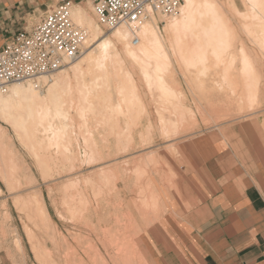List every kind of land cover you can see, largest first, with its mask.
Returning <instances> with one entry per match:
<instances>
[{
  "label": "rangeland",
  "instance_id": "374dc122",
  "mask_svg": "<svg viewBox=\"0 0 264 264\" xmlns=\"http://www.w3.org/2000/svg\"><path fill=\"white\" fill-rule=\"evenodd\" d=\"M80 1L76 4L72 3V15H74L75 6L78 4L98 24L99 37L109 35V40L112 39L114 30H107L100 25L90 0ZM233 1L184 0V6L178 16L155 15L158 23L157 28L149 27V30L144 34L136 33L137 38L141 40L140 43L145 41L149 46L146 55L132 58L129 56L130 54L125 52L127 51L125 49L134 51L138 48L131 45L134 34L126 27L131 35L123 42V46L117 48V46L112 45L102 53L97 52L94 48L89 52L91 60L80 66L81 68L77 71L75 69L85 60L86 54L71 68L62 69L61 71H65L61 74H59L60 72L54 74L51 79L56 77L55 81L61 80L65 74H69V82L67 80L65 84L63 82L56 86L55 96L53 94L55 91H49L52 87L49 80L46 79V82L43 80L44 82L41 84L43 85V87L41 86L44 93L43 97L46 96L44 98L46 101L48 99L45 105L50 113L45 115L47 116L46 123L37 126L34 130L14 129L0 118V264H51V256L49 257L48 254L51 245L56 242L59 244L56 245V248L58 246V249H61V257H64L66 242L67 247L75 246V248L81 242L82 245L85 243L96 244V249L104 252L101 245L104 240H107V243L111 238L115 242L118 240L117 236L120 237L125 229L121 226L124 223L123 218L126 217V213L130 214V212L126 209H117L115 206L122 202L119 201L120 197L114 191V187L108 186L112 182L106 180L113 171L111 167L110 173L96 171L95 168L103 167L100 166L102 162L110 164L108 162L111 161L110 159L113 161L126 155L125 153L128 154L133 147V145L128 144L132 133L139 135L140 130H145L144 132L151 136L150 130L158 131L163 125V119H168L169 112L172 109H177L168 103L181 101L175 100L177 95L175 90L179 91L178 88L193 86L192 83L195 82L192 80H195L196 70H199L198 67H200L196 63V56L192 59L194 60L193 63L189 62L190 55L185 47L186 43L178 44L177 37L170 36L173 34L182 35L180 32H184L186 35L194 34L191 32V28H184L183 31H180L181 21L176 27L170 26L168 29L164 27L165 22L170 24L178 21L185 10L193 5L198 8L193 10L194 14L189 18L191 20H224L229 16L235 27L237 41L244 39L249 48L251 47V54H249L241 51V42L237 44L235 41L236 45L234 43L231 45L230 55L237 56L236 63L232 68L240 69L241 66L244 67V63L248 64L244 68L255 67L256 63L252 59V52L257 55L258 59L260 57L256 61H262L264 64V42H260L261 47L258 42H254L255 45L252 41L254 37L247 34L246 31V29H250L254 32L256 28L260 27L264 29V0H242L246 11H241V15L237 12ZM213 5L218 10H212ZM73 21L82 26L75 19ZM201 25L203 27H197L195 33L197 36L217 34L220 38L216 42L222 41L221 38L227 36L225 28L220 30L212 27L205 28L203 22ZM88 37L89 34L87 39ZM208 62H206L208 69L212 68L214 72L221 69L213 67L216 65V59H210ZM188 71L193 72V75L187 73ZM212 73H209L207 77L205 76V80H211L210 77L212 76L215 83L220 82V76L217 75L216 77V73L214 75ZM257 77L261 78L259 75L241 76L244 81L246 80V83L252 85L254 94L259 93L255 86H261V81ZM158 78H163L164 81ZM255 79L258 80L256 85L254 84ZM166 83L170 87L169 97L166 96L168 93L163 90L156 92L158 87L160 88ZM135 84H138L142 94L143 89L145 90L143 95L145 100L151 104L150 108L145 107L140 97L136 99L141 103L137 106L132 98H128L131 92L129 89ZM63 85L65 86L63 87ZM182 92L186 93L187 96L197 94V91L192 90L191 92L190 90H183ZM231 92L233 91L231 90ZM51 93L54 97L48 96ZM254 100L250 98L252 103ZM230 103H234L233 106L229 107L230 120L240 117L242 108L237 95L235 100L230 101ZM133 104L135 105L134 109L131 108ZM55 105L59 113H56ZM150 109L154 111L155 119L161 120L162 123L147 122L150 119L148 117L151 114ZM255 109L258 107L246 108L244 113L256 111ZM143 120H145V125H143ZM136 128L140 130L137 131ZM45 129L48 130L45 131ZM153 135L152 141L157 140V134ZM138 148L143 149L141 146ZM153 154L154 152L151 151L150 155ZM176 156L178 155L176 154ZM107 159L109 160L107 161ZM139 164H149L148 168L152 171L157 168L155 158H150L148 161L147 156L134 159L132 165ZM101 183H105L107 186L103 187L104 184L101 186ZM117 183L121 184L122 182ZM95 185H98L97 188ZM100 188H103V192ZM94 190L95 192H93ZM38 192L41 193H39L41 198H39ZM97 194V197L111 196L113 205L110 209L103 210L104 212L101 211L102 213H99L98 216L91 218L95 228L93 231L87 226L84 227L83 222H79L78 217H82L83 213L81 214V210L78 209L81 208L80 205L87 204L88 199L94 198ZM135 196L140 197L141 195ZM40 201L50 216V222L46 224L47 226L43 221L41 212L37 209V206L41 204ZM54 232L56 233L55 238L58 237L56 242H53L49 236L50 233ZM126 236H129V233ZM63 238L65 242L62 244ZM88 245L85 244L84 246L87 247ZM58 259L61 260V258ZM137 260L136 258L133 259L132 264H139L141 260L138 262Z\"/></svg>",
  "mask_w": 264,
  "mask_h": 264
},
{
  "label": "crops",
  "instance_id": "0c3cea01",
  "mask_svg": "<svg viewBox=\"0 0 264 264\" xmlns=\"http://www.w3.org/2000/svg\"><path fill=\"white\" fill-rule=\"evenodd\" d=\"M61 1L0 0V50L17 33L35 27ZM233 2L240 15L241 11H246L242 0ZM214 5L212 10H218ZM201 22L205 23V28H225L226 38L216 42L220 38L217 34L195 35L197 27H203ZM179 28L180 31L191 28L194 33L170 35L177 37L178 44L186 43L190 63L196 56L200 67L192 80L194 87L175 90V100L181 101L168 103L177 109H172L168 119H163L161 127L165 130L152 129V135L148 136L145 130L136 128L140 133L131 134L128 144L133 147L129 153L115 161L110 159V164L102 162L103 167L95 169L111 167L114 174L125 177L121 178V184H116L115 177L111 181L110 188L114 187L117 195L119 193V201L133 202L138 198L146 201L142 208L146 213L141 215L144 229L140 248L147 264H264V64L256 61L257 55L253 54L255 67L232 68L237 56L230 55V49L238 38L229 16L224 20L183 19ZM210 59H216L213 67L221 69L216 72L208 69L206 62ZM187 73L193 75L191 71ZM209 73H216L221 81L215 83L212 76L211 80H205ZM249 75L261 76V86L254 85L258 94L241 78ZM129 90L128 98H132L136 106L141 104L136 100L140 97L145 107L150 108L144 89L142 94L135 84ZM161 90L169 97L167 84L158 87L156 92ZM181 90L197 91V94L187 96ZM236 95L241 101V116L230 120L229 107L234 105L230 101H234ZM250 98L255 99L253 103ZM251 107L258 109L244 113ZM150 110L147 122L162 123ZM153 134H157L155 141H152ZM146 156L148 161L155 158L156 170L148 168L151 162L132 165L134 159ZM126 175H130L128 183ZM138 194L141 198L135 196ZM143 194L146 197L143 198Z\"/></svg>",
  "mask_w": 264,
  "mask_h": 264
},
{
  "label": "bare ground",
  "instance_id": "6f19581e",
  "mask_svg": "<svg viewBox=\"0 0 264 264\" xmlns=\"http://www.w3.org/2000/svg\"><path fill=\"white\" fill-rule=\"evenodd\" d=\"M197 8L198 7H195L194 5L193 6H189L185 10V12L182 14V17L180 19H178V21L171 22L170 24L167 23V21H166L165 22L166 24L164 25V27H167L168 29H169L170 26L176 27V25H179V23L181 21H183V19H189L190 16H192L194 14L193 13L194 12L193 10L194 9H197ZM263 10H264V8H263ZM72 17H73L72 18L73 20L75 19L77 22H79L83 27H85L87 29V32L89 34V37H88V39L85 42L84 51H83L82 56L77 61L72 62L71 64H69V66L66 67L67 69L71 68L72 65H74L76 62H78L86 54L84 56L85 57V60H83V62L81 63V65H79V67H77L75 69V71H77L79 68H81L80 66H83L85 63H87V62H89L91 60V57L89 55V52H91V50H94V48H96V51L97 52L102 53V52L106 51L107 49H109L112 45L117 46V48H118V46L119 47L120 46H123V42H125L130 37V35H131V33L126 29V27H119V28H117L116 30L113 31V34H112L113 35V38L112 39L109 40V37H108L109 35L99 37V32L100 31H99L98 24L93 20V18H91L78 5L75 6L74 15H72ZM244 25H245V23H244ZM149 27H155V28L158 27V23L156 21L155 15H150L148 21L146 20V22L142 26L139 27V29H138L137 32H141L142 34H144V33H146L149 30ZM263 30L264 29L261 28V27L260 28H256L254 32L251 31L250 29L249 30L246 29L247 34H249L252 37H254V40L252 39L253 43L254 42L255 43L258 42L260 47L262 46V44L260 42L261 41L264 42V31ZM180 33L185 34L184 32H180ZM241 40H242V37H241ZM140 42H141V40L139 39V43L137 45H135L134 42H133V40H132L131 45L133 47H138V48L136 50H134V51L133 50L131 51L129 49H125V47H124V49L127 50L125 52L127 54H130L129 56H131L132 58H134L136 56H141L142 57V56L146 55L147 52H148L147 50H148V47L149 46L145 43V41L143 43H140ZM263 46H264V43H263ZM250 48H249V45L246 43V41L243 39L241 41V51L247 52V53L251 54L250 53L251 52V49ZM252 54H254V53L252 52ZM247 65H248L247 63H244L243 66L246 67ZM64 71L65 70L60 71V73L59 72L58 73L61 74ZM55 78L54 79L52 78V79L49 80V83L51 84L50 86H52V87H50L49 91H53V92L55 90L57 91L56 86H58L59 84L61 85V83H63V82H64L63 84H65L66 81L69 79V74H65L62 77L61 80L55 81ZM257 78L260 79L259 77H257ZM43 80L45 81L46 78H44ZM68 82H69V80H68ZM163 84H165V83H163ZM254 84L255 85L258 84V80L257 79L254 80ZM64 86L65 85H63V87ZM60 87H62V86H60ZM165 87H167V86H165ZM56 91H55V93H53L54 96L56 95ZM8 92H10L8 95H4V94H6ZM53 94L52 93L50 95L48 94V96H51V95L53 96ZM43 96H44V93L42 91V87L41 86L40 87H37L31 81H29L27 84H24V83H15L14 85L9 86L6 92H3L2 90H0V118L3 121H5L6 123H8L9 125H11L14 129L20 128V129H23L25 131L27 129L28 130H32V129L34 130L37 126L46 123L47 116H45V115H47V113H50L47 110L46 105H45L48 102V99L46 101V99H44L46 96L45 97H43ZM41 107H43V108H41ZM54 108H55L56 113H59V110H57V106L56 105H55ZM181 112L182 111H180V113ZM51 115H52V113H51ZM53 115H54V113H53ZM170 115H172V114H170ZM173 115H175V114H173ZM181 120H182V118H181ZM187 120H185V121H187ZM166 122L167 121H164V123H166ZM169 122H171V119H170ZM162 129H164V128H162ZM47 130L48 129H45V131H47ZM0 133H1V128H0ZM40 159H39V161H40ZM127 161H129V160H127ZM108 162L111 163L112 161H108ZM120 166H121V164H120ZM123 168H124V166H123ZM111 169H113V168H111ZM99 171H102V172L104 171L106 173H110V168H105V169L99 170ZM116 174H114L111 171V175L109 174L110 177L108 179H106V180L108 182H111L113 180V178L115 177L116 179L114 178L115 179L114 181L118 180L116 182H122L123 180L121 178L124 179L125 177H120L121 174H120V176L118 174L117 175ZM123 174H124V172L122 173V175ZM134 174H135V172H134ZM61 175H62V173H61ZM68 175H69V173H68ZM130 175H129V177H130ZM126 177H127V175H126ZM129 177H127L128 179L127 178L125 179V180H127V183H128ZM131 177H132V175H131ZM100 182H102V181H100ZM103 184L101 183V186L103 185V187H104L106 184L105 183H103ZM110 185H112V184L109 183L108 186L110 187ZM126 185L127 184H125V186ZM95 186L97 188L98 185H95ZM99 187H100V185H99ZM105 188H104V190H105ZM141 188H143V187H141ZM100 189H102V192H103V188H100ZM107 189L110 190V188H107ZM140 191H142V190H140ZM144 191H145V189H144ZM93 192H95V190ZM100 192H101V190H100ZM120 192L123 193V191H120ZM39 193L40 192H38V194ZM40 194H39V198H41L40 197L41 196ZM99 195L101 196L100 193H99ZM105 195H106V192H105ZM97 196H98V194L94 198L88 199V203L87 204H84V205H80L81 208L78 209L79 211L81 210V214L83 213L82 214V217H80L78 215L79 216L78 217L79 222H83L84 223V227L87 226L90 229H93V231H94L95 228H94V224L92 223V219L91 218H93L96 215L98 216V214L99 213H102L101 211H103V210L110 209L111 206L113 205L112 204L113 200H112L111 196H108V197H104V196L97 197ZM118 196H119V193H118ZM144 197H146V196H144V194H143V198ZM148 197H149V195H148ZM138 199L136 201H133V202L132 201H129V200L126 201L124 199L123 201L121 200L122 203H120L119 205L116 206L117 209H126L128 212H130V214L126 213V217L123 218L124 219L123 220L124 223L121 224V226L123 228H125V229H124V231H122L123 234H121L120 237L116 235L118 237V240L116 241L117 243L115 241H113L114 240L113 238H111V240H109L108 243H107V240L106 241L104 240L101 243L104 252H101L99 249H96V246H95L96 244L95 245H93V244L91 245L90 243H85V244H89L87 247H85L84 246L85 244L82 245V242L81 243L78 242L79 245L77 246V248H75V246L74 247H67L68 245L66 246V243H67L66 242L65 243V246L63 245L64 247H66V248H64L65 256L64 257H61V255H62L61 249L59 250L58 249V246L56 248V245L58 244L56 242V240H57L58 237L55 238V235H56L55 232H54L55 234L54 233H50L51 235H49V236L51 237L52 241L53 242H56L55 244H52L51 245L52 247L50 248L49 254L47 252L48 256L49 257L51 256L50 257L51 262L53 264H55V263L56 264H60V263H62V264H64V263L65 264H132V260L136 258V260L139 259V260L142 261V263H140L141 262L140 261L139 264H147V262L145 260V256H143V252H142V250L140 248L141 241H142L141 240V234H142V231L144 229L143 228V225L144 224H143V222H141L142 220H144V218H142L143 216H141V215H142V212H144V214L146 213L145 211H142V208H144V203L143 202H146V201L144 200L142 202L141 201L142 199L141 200L140 199L138 200ZM40 203L41 204H39L37 206V209L41 212L42 218L44 219V220L43 219L42 220L45 222V225L46 224H49V222H50V216H49V214L47 212V209L45 208V206L42 204L41 201H40ZM146 207H148V205ZM60 216H61V214H60ZM150 219H152V218H150ZM80 224L82 225V223H80ZM118 224H120V223H118ZM121 226L119 225L120 228H121ZM53 228H54V226H53ZM50 232H52V231H50ZM57 232H58V230H57ZM128 233H129V236H126V234H128ZM60 238L61 237H60V234H59V239ZM87 239H89V238H87ZM107 239H108V237H107ZM90 240H92V239H90ZM96 240H98V239H96ZM63 242H65V239L62 241V244H63ZM85 242H87V241H85ZM88 242H89V240H88ZM76 245H77V243H76ZM58 258H61L62 261L59 260ZM139 260H137V262Z\"/></svg>",
  "mask_w": 264,
  "mask_h": 264
},
{
  "label": "built area",
  "instance_id": "2783aa9c",
  "mask_svg": "<svg viewBox=\"0 0 264 264\" xmlns=\"http://www.w3.org/2000/svg\"><path fill=\"white\" fill-rule=\"evenodd\" d=\"M100 25L107 30L128 27L136 33L150 15L178 16L184 0H90ZM73 4L62 0L30 31L17 33L0 50V90L15 83L37 87L77 61L83 54L87 29L72 19Z\"/></svg>",
  "mask_w": 264,
  "mask_h": 264
}]
</instances>
